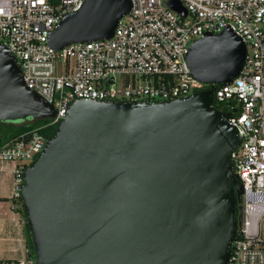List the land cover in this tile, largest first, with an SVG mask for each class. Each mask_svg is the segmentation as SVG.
<instances>
[{"label": "water", "instance_id": "water-1", "mask_svg": "<svg viewBox=\"0 0 264 264\" xmlns=\"http://www.w3.org/2000/svg\"><path fill=\"white\" fill-rule=\"evenodd\" d=\"M165 4L186 15L179 0ZM130 7L85 0L48 44L109 38ZM245 56L228 27L205 32L186 59L208 89L163 101L74 99L23 174L35 264H228L243 193L230 152L241 137L213 106L212 87L237 76ZM54 115L0 43V121Z\"/></svg>", "mask_w": 264, "mask_h": 264}, {"label": "built area", "instance_id": "built-area-1", "mask_svg": "<svg viewBox=\"0 0 264 264\" xmlns=\"http://www.w3.org/2000/svg\"><path fill=\"white\" fill-rule=\"evenodd\" d=\"M84 1L0 0V43L25 85L52 104L55 115L46 125H57L76 98L163 101L208 89L189 70L188 47L205 32L227 27L242 38L246 56L239 74L212 87L213 106L229 114L241 137L230 152L243 193L228 264H264V0H179L185 16L165 0H131L111 37L51 47L50 32ZM46 139L33 128L0 147V164H12L15 212L26 166ZM0 264H35V258H0Z\"/></svg>", "mask_w": 264, "mask_h": 264}, {"label": "crops", "instance_id": "crops-1", "mask_svg": "<svg viewBox=\"0 0 264 264\" xmlns=\"http://www.w3.org/2000/svg\"><path fill=\"white\" fill-rule=\"evenodd\" d=\"M12 164H0V258H15L26 254L25 244L20 234L19 223L20 212L11 210V185H12ZM6 173L3 176L1 173ZM7 178V183L4 179ZM4 180V181H3ZM11 181L10 185L8 181ZM21 218V217H20ZM18 226V227H17Z\"/></svg>", "mask_w": 264, "mask_h": 264}, {"label": "trees", "instance_id": "trees-1", "mask_svg": "<svg viewBox=\"0 0 264 264\" xmlns=\"http://www.w3.org/2000/svg\"><path fill=\"white\" fill-rule=\"evenodd\" d=\"M48 119H39L36 121L30 120H18V121H0V147L6 143H10L19 138L20 135L25 134L33 128H38L39 132L47 138L52 136L55 132V125H46ZM240 206V204H238ZM18 211L23 217V233L25 240L26 255L29 257L34 256L33 247L29 238L27 223L25 218V210L22 204V200H19ZM238 214L237 207L235 208V215Z\"/></svg>", "mask_w": 264, "mask_h": 264}, {"label": "rangeland", "instance_id": "rangeland-1", "mask_svg": "<svg viewBox=\"0 0 264 264\" xmlns=\"http://www.w3.org/2000/svg\"><path fill=\"white\" fill-rule=\"evenodd\" d=\"M3 176H6V173H4V172H2L1 173ZM7 177V176H6ZM5 180V181H4ZM3 181H4V183L6 184L7 183V178L6 179H4ZM10 183H11V181L9 180L8 181V184L10 185ZM21 217V218H20ZM20 217H19V219L17 220V224L19 225V227H20V234L19 235H17L18 237L20 236V238H22L23 239V241H24V244H25V240H24V233H23V217H22V215H21V213H20ZM18 227V226H17Z\"/></svg>", "mask_w": 264, "mask_h": 264}]
</instances>
